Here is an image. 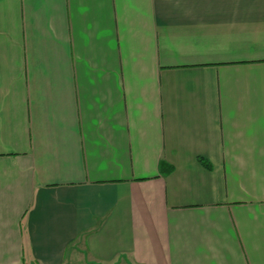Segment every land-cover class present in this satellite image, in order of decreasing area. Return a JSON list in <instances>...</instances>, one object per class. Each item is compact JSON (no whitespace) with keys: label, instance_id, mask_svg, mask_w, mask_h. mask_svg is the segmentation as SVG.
Masks as SVG:
<instances>
[{"label":"crops","instance_id":"1","mask_svg":"<svg viewBox=\"0 0 264 264\" xmlns=\"http://www.w3.org/2000/svg\"><path fill=\"white\" fill-rule=\"evenodd\" d=\"M0 264H264V0H0Z\"/></svg>","mask_w":264,"mask_h":264},{"label":"trees","instance_id":"2","mask_svg":"<svg viewBox=\"0 0 264 264\" xmlns=\"http://www.w3.org/2000/svg\"><path fill=\"white\" fill-rule=\"evenodd\" d=\"M160 169L162 172H168L169 170H171L170 167L164 161H161Z\"/></svg>","mask_w":264,"mask_h":264}]
</instances>
